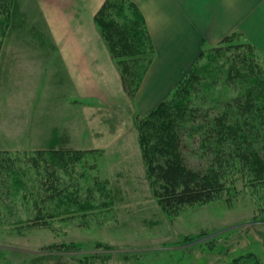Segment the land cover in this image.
<instances>
[{"label": "rangeland", "instance_id": "374dc122", "mask_svg": "<svg viewBox=\"0 0 264 264\" xmlns=\"http://www.w3.org/2000/svg\"><path fill=\"white\" fill-rule=\"evenodd\" d=\"M16 2L19 24L6 32L0 47V264H264V167L253 165L263 162V156L242 164L240 150L231 145L222 191L207 202L164 208L136 130L146 115H133V124L126 120L128 132L112 148L90 146L95 115L103 111L99 117L105 127L111 122L118 126L122 102L134 100L156 60L158 49L143 16L154 56L133 96L129 90L134 86L124 88L117 60L94 17L120 78L121 96L108 87L100 100L85 97L65 76L36 0ZM190 2L185 0L184 10ZM118 8L120 13L110 11V17L120 16L137 34L138 24L131 22L137 19L134 10L126 4ZM167 38L163 35L159 42ZM217 56L215 63L207 57L194 63L202 91L192 101L202 110L209 108L210 117L226 110L227 130L243 122L224 105L240 86L237 79L225 83V76L205 74L204 66L222 65L223 55ZM133 64L127 71L138 75L140 63ZM240 125L248 130L244 122ZM250 136L247 131L243 142L252 156L264 141L253 142ZM199 138L190 141L197 158L206 157L208 146Z\"/></svg>", "mask_w": 264, "mask_h": 264}, {"label": "trees", "instance_id": "16d2710c", "mask_svg": "<svg viewBox=\"0 0 264 264\" xmlns=\"http://www.w3.org/2000/svg\"><path fill=\"white\" fill-rule=\"evenodd\" d=\"M120 4H126L134 10L137 19L129 20L138 24L137 34L130 33L129 24L121 22L120 16L110 17V11L120 13V9H116ZM18 10L16 0H0V28L4 29L0 34V47L6 32L14 30L19 24ZM95 22L102 30L110 54L117 60L124 88L128 90L134 86L129 90V94L133 96L154 56L142 15L130 0H106L97 12ZM218 53L223 55L222 65L216 64L210 70L206 65L203 70L206 75L209 72L211 76H225V83L235 82L237 79L239 94L224 105L226 109L235 111L239 122L243 119L248 130H243L240 125L243 122L229 126L226 130L223 118L226 110L210 117L209 108L202 110V107L192 101V95L202 91L199 70H195L197 63L189 69L186 77L178 82L169 96L136 124L147 173L154 180L156 196L164 208L207 202L222 191L225 187V167L232 158L227 157V154L232 153L229 151L231 145L240 150L241 157H237L242 164L252 163L257 155L261 159L264 157V146L259 148L260 152L251 156L244 143H247V131L251 133L253 142L264 141V119L261 118L264 114V56L237 31L225 36L215 45L207 46L203 43L198 61L207 57L215 63ZM129 62L140 63L138 68L141 71L138 75L127 71L130 68ZM133 65L132 69L135 68ZM196 135L200 137L199 143L203 142L204 147L208 146L206 157L196 156L197 149L193 148L190 141ZM262 160L263 162H255L253 165L264 167V159ZM254 263L258 264L256 261Z\"/></svg>", "mask_w": 264, "mask_h": 264}, {"label": "crops", "instance_id": "0c3cea01", "mask_svg": "<svg viewBox=\"0 0 264 264\" xmlns=\"http://www.w3.org/2000/svg\"><path fill=\"white\" fill-rule=\"evenodd\" d=\"M105 1L36 0L65 76L72 79L85 97L100 100L105 99L108 87L121 96L119 75L113 70L94 22ZM131 1L140 10L158 55L134 100L123 99L119 113L124 117L119 119L118 126L111 122L106 128L99 117L103 111L95 115L96 121L90 126L95 135L90 146L94 148H112L122 142L121 136L129 129L126 120L133 124V115L148 114L168 97L178 84L179 75L182 77L197 61L203 43L215 45L237 31L264 54V0H187L191 1L185 8L187 15L185 0ZM192 9L195 12L190 13ZM163 35L171 39L159 42ZM130 108L133 113L128 114Z\"/></svg>", "mask_w": 264, "mask_h": 264}]
</instances>
